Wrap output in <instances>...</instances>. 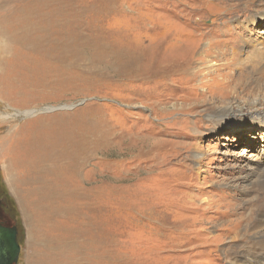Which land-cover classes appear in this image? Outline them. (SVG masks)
Masks as SVG:
<instances>
[{"label": "rangeland", "instance_id": "374dc122", "mask_svg": "<svg viewBox=\"0 0 264 264\" xmlns=\"http://www.w3.org/2000/svg\"><path fill=\"white\" fill-rule=\"evenodd\" d=\"M262 98L264 0H0L15 264H233L264 118L219 115Z\"/></svg>", "mask_w": 264, "mask_h": 264}, {"label": "bare ground", "instance_id": "6f19581e", "mask_svg": "<svg viewBox=\"0 0 264 264\" xmlns=\"http://www.w3.org/2000/svg\"><path fill=\"white\" fill-rule=\"evenodd\" d=\"M163 89L164 88L160 90H162L163 92ZM157 98L160 99L162 97H157ZM172 98L173 97L166 98L165 101L157 102V106L159 105L161 106V103L163 102L168 103V101L172 100ZM224 109H223V113L220 114L219 117H223L224 115H228V114L235 115L236 113L246 112V114L252 113V115L254 116L255 114L258 115L259 117L255 116L256 120H258V118L260 119V117L264 118V99L261 101L258 100L253 102L248 108L247 107L239 108L237 106L235 107L231 106V107H224ZM46 111H51V110L46 109L45 112ZM32 112L28 111L26 114L27 115L30 113L32 114ZM43 143H45V141ZM257 185L264 187V174L259 177V180L257 181ZM262 203H263V198H262ZM252 216H253L252 218L251 216H249L244 221H242L241 219L240 222L235 223L232 226V228H230L229 230V232L232 231L234 234L233 237H231L232 245L231 247H228L225 257L229 259V261H231V263L233 264H264V206L261 209L257 210L256 214L254 212ZM239 243L241 244L240 246Z\"/></svg>", "mask_w": 264, "mask_h": 264}, {"label": "water", "instance_id": "95a60500", "mask_svg": "<svg viewBox=\"0 0 264 264\" xmlns=\"http://www.w3.org/2000/svg\"><path fill=\"white\" fill-rule=\"evenodd\" d=\"M11 232L0 227V264H13L17 261L20 248Z\"/></svg>", "mask_w": 264, "mask_h": 264}, {"label": "flooded vegetation", "instance_id": "af4514ba", "mask_svg": "<svg viewBox=\"0 0 264 264\" xmlns=\"http://www.w3.org/2000/svg\"><path fill=\"white\" fill-rule=\"evenodd\" d=\"M0 227L6 229L7 231L11 232L10 234H14L15 238H16V244L19 246V241H18V232H17V228L16 225L14 223H10L7 219V217H5L3 215V206L0 202ZM16 262H14L13 264H15Z\"/></svg>", "mask_w": 264, "mask_h": 264}, {"label": "trees", "instance_id": "16d2710c", "mask_svg": "<svg viewBox=\"0 0 264 264\" xmlns=\"http://www.w3.org/2000/svg\"><path fill=\"white\" fill-rule=\"evenodd\" d=\"M1 204H2V202H1ZM2 206H3V204H2Z\"/></svg>", "mask_w": 264, "mask_h": 264}]
</instances>
